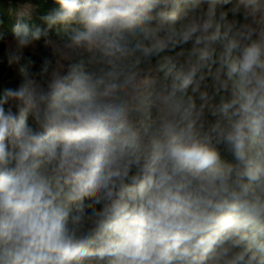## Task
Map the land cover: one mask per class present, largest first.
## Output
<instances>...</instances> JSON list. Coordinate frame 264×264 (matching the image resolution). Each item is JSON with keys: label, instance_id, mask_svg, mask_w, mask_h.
Masks as SVG:
<instances>
[{"label": "clouds", "instance_id": "1", "mask_svg": "<svg viewBox=\"0 0 264 264\" xmlns=\"http://www.w3.org/2000/svg\"><path fill=\"white\" fill-rule=\"evenodd\" d=\"M56 2L83 30L0 97V264H264V0Z\"/></svg>", "mask_w": 264, "mask_h": 264}, {"label": "trees", "instance_id": "2", "mask_svg": "<svg viewBox=\"0 0 264 264\" xmlns=\"http://www.w3.org/2000/svg\"><path fill=\"white\" fill-rule=\"evenodd\" d=\"M236 3L237 0H229L221 6L230 9ZM59 10L56 0H0V97L6 90L21 86L27 74L37 72L45 59L52 58V50L45 45V40L62 45L77 31L83 30L82 25L75 21L49 26L44 18ZM18 23L27 25L30 38L36 30H40L42 35L40 39L31 41L32 48L23 51L19 63H9L6 44L15 41L14 29Z\"/></svg>", "mask_w": 264, "mask_h": 264}, {"label": "rangeland", "instance_id": "3", "mask_svg": "<svg viewBox=\"0 0 264 264\" xmlns=\"http://www.w3.org/2000/svg\"><path fill=\"white\" fill-rule=\"evenodd\" d=\"M51 42V41H50ZM7 43V42H6ZM14 44H15V41H8V43L6 44V47H7V50L10 48V47H12V46H14ZM46 45V44H45ZM59 45V44H58ZM57 45V43H54V42H51L50 44H48L47 46L48 47H50L51 48V50H52V48H53V46H58ZM32 48V46L29 44L23 51H25V50H30Z\"/></svg>", "mask_w": 264, "mask_h": 264}]
</instances>
